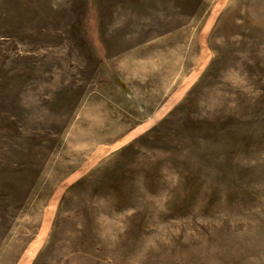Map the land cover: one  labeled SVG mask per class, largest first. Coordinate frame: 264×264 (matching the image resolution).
Wrapping results in <instances>:
<instances>
[{
	"label": "rangeland",
	"instance_id": "374dc122",
	"mask_svg": "<svg viewBox=\"0 0 264 264\" xmlns=\"http://www.w3.org/2000/svg\"><path fill=\"white\" fill-rule=\"evenodd\" d=\"M0 264H264V0H0Z\"/></svg>",
	"mask_w": 264,
	"mask_h": 264
}]
</instances>
